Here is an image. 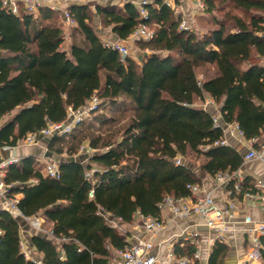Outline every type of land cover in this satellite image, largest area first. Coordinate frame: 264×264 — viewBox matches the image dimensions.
Instances as JSON below:
<instances>
[{
    "label": "trees",
    "instance_id": "1",
    "mask_svg": "<svg viewBox=\"0 0 264 264\" xmlns=\"http://www.w3.org/2000/svg\"><path fill=\"white\" fill-rule=\"evenodd\" d=\"M228 1L242 13L232 16L234 28L215 19L216 26L202 34L181 28L182 15L165 0L144 3L145 18L131 1L99 4L95 12L72 4L68 9L81 39L64 49L57 11L42 7L35 15L21 8L15 14L0 0V148L65 122L69 108L78 111L94 98L99 101L90 113L99 132H90L92 124L82 119L72 132L55 134L48 143L50 152L73 157L88 140L93 150L88 163L63 160L59 177L46 174L34 155L5 168L8 195L22 194L19 210L25 216L41 213L57 238L31 236L40 264H111L112 250L127 246L128 232L109 217L126 226L138 211L157 217L166 196H189L188 185L201 184L192 167L176 163L180 156L203 155L201 171L212 176L243 166L244 155L220 143L223 127L197 100L212 97L224 122L256 139L255 147L264 142V0ZM202 2L208 14L218 9L216 0ZM95 13L123 40L140 23L151 26L154 37L138 42L149 53L140 62L130 54L122 59L94 29ZM208 65L214 74L199 79L197 68ZM102 107L130 111L127 123L117 128L116 118L97 113ZM241 185L242 192L257 190L251 177ZM0 231V264H39L22 249L19 220L3 208ZM261 242L257 264H264V236ZM229 249L216 241L208 264H224ZM194 251L191 244L176 247L178 255Z\"/></svg>",
    "mask_w": 264,
    "mask_h": 264
},
{
    "label": "built area",
    "instance_id": "2",
    "mask_svg": "<svg viewBox=\"0 0 264 264\" xmlns=\"http://www.w3.org/2000/svg\"><path fill=\"white\" fill-rule=\"evenodd\" d=\"M2 5L11 10L15 14H19L21 8L28 13L37 15L40 8L49 7L55 11H62L64 20L68 26L75 24L68 7L72 4H85L92 9H96L99 4H105L110 0H22L18 3L14 0H1ZM143 1L138 7L141 15L145 18L147 11L143 8ZM199 7L203 9L204 3L199 0ZM176 14H181L180 27L186 30H192V26L188 23L182 12L177 6H172ZM132 37L136 40H150L154 37V30L145 23H140L132 32ZM107 45L119 51L122 59L130 54L128 46L118 40L107 41ZM99 103L97 98L93 99L94 106L89 108L93 110ZM78 111L69 108L70 113ZM68 115V116H69ZM72 116V114H71ZM83 119L82 115H74L73 120L69 124L50 123L46 128L38 133H29L23 140L24 143L33 144L38 142L40 137L45 135H63L71 132ZM218 123L217 117H215ZM236 126L239 136L244 137L243 132L239 129L236 123H229ZM256 139H250V147L248 148L244 157V162L257 160L264 164V142L257 148L255 147ZM220 143L224 144V139ZM11 147H3L7 149ZM19 157H11L0 163V209H7L15 217H22L28 220L32 227L42 231L45 219L42 216L36 215L33 217L25 216L18 208V195L9 196L7 185L4 181L5 168L8 164L19 161ZM181 158L176 159V163H180ZM43 170L46 174L52 177H59V165L55 162L46 161L43 163ZM242 176L238 171L219 172L215 176L217 185L225 187V207H220L214 200L213 191L205 189L201 184H189L188 188L191 194L185 197H174L168 195L160 204L161 214L159 216L144 215L141 212H136L133 218V224L138 225L144 232L145 236L140 237L130 230L127 231L128 244L124 248H114L112 250L111 264H208V258L212 247L216 241L228 243V236L230 232V224L235 222L238 215L239 202L241 199H249L256 201L264 207V180L261 178L255 179L254 186L256 192L247 190L242 192L243 182ZM233 183V186H231ZM165 213V214H164ZM200 218L203 220V225L208 230V234L213 235L211 239H203L202 231L196 226L194 228H185L179 233L174 234L171 238L163 243V257L160 259L157 254L153 252L155 248L154 236L159 231L163 230L168 224L175 223L178 220H186L190 218ZM244 234L249 235L248 245L244 255L239 258L236 264H257L262 260L261 237L264 236V222L255 220L252 216L246 215L244 218ZM114 227L117 224L113 225ZM47 235L57 240L52 231H48ZM188 244L194 246L195 251L192 256L178 255L176 247L185 248ZM26 256L29 251H24ZM206 257V258H205ZM205 258V261L203 260Z\"/></svg>",
    "mask_w": 264,
    "mask_h": 264
},
{
    "label": "crops",
    "instance_id": "3",
    "mask_svg": "<svg viewBox=\"0 0 264 264\" xmlns=\"http://www.w3.org/2000/svg\"><path fill=\"white\" fill-rule=\"evenodd\" d=\"M17 1L18 3H22V0H14ZM131 1L138 6L143 2V0H110L111 3L118 4L120 6L124 5L126 2ZM147 2H153L154 0H146ZM166 2L170 3V0H165ZM174 5H176L179 10L182 12L184 17L187 19V21H193L194 16L199 13L200 10H202L198 3L199 0H173ZM94 11V10H93ZM58 13V24H63L66 25V22L64 20L63 12L62 11H57ZM39 14V12H37ZM97 17H99L98 14L95 13ZM190 24V23H189ZM94 27L100 34V38L104 41H114L118 40L123 43V39H120L118 35H116L111 28L106 29L101 21L98 19V22L94 24ZM131 36V35H130ZM131 37L127 38V40H130ZM149 53L147 51H140L138 53L137 58H140V61L142 57L146 54ZM135 58V57H134ZM136 58V59H137ZM264 61V60H263ZM210 97V96H208ZM212 101L215 102V100L210 97ZM216 104V103H215ZM218 114L214 115L218 119V124H220L223 127L224 134H225V140L228 145H231L232 147L236 148L238 151H240L243 155L246 154L248 148L250 147V142L249 139H246L245 137H241L238 135L236 126L224 122L221 116V108L220 106L218 109H215ZM7 120V119H6ZM5 121V118L2 120V122ZM47 144L48 140L47 139H42L38 144H35L33 146H25V147H20V146H15L11 148H7L4 150H0V162H4L5 160L11 158V157H23L27 155H34L37 156L38 159L44 158L43 160L47 159L49 156L51 157V154L49 155L48 149H47ZM46 146V147H44ZM47 151V152H46ZM41 161V160H40ZM43 163V162H42ZM43 166V164H42ZM196 173H198L200 179H201V185L207 189V190H212L213 191V197L215 202L220 206V207H225L226 205V199H225V187L217 185L215 181V176L209 175L204 172H198L195 170ZM238 174L242 176L243 179L246 177H251L253 181L255 179L261 178L264 180V164L257 161V160H252L248 162H244L243 166L238 170ZM19 198L22 197V194L19 193L17 194ZM165 214V213H164ZM36 215L42 216L45 219V222H47L46 218L41 214L38 213ZM34 215V216H36ZM246 215L252 216L255 220L264 222V207L261 206L259 203L256 201H252L249 199H241L239 202V208H238V215L235 219V222L230 224V232L228 236V244L230 245L229 252L225 258L224 264H236V262L241 258L242 255L246 252V248L248 245V240H249V235L244 234V229L246 228V224H244V218ZM33 217V216H30ZM113 218V217H112ZM114 220H117L113 218ZM118 221V220H117ZM26 223V224H25ZM48 223V222H47ZM136 222L132 225V229L130 230L131 232H134V234L143 237L145 236V232L138 226L135 225ZM198 227L202 231V236L203 239L208 240L211 239L213 235L208 234V230L205 228L203 225V220L200 218H190L186 220H178L175 223L168 224L163 230L159 231L157 234L154 236V242H155V248L153 252L159 256L160 259H164L163 257V243L165 240L171 238L174 236V234L179 233L181 230L189 227V228H194ZM30 228L29 225L27 224L26 221H24L23 225L21 224V238H22V244H24L25 241V247L27 250L30 251L32 254L31 257L35 258L39 261V264L41 263V254L36 251L34 246L31 244V236L35 234L34 232H29ZM1 233V231H0ZM38 233V232H37ZM25 235V236H23ZM24 246V245H22ZM24 251V250H23ZM206 258V257H205ZM205 258L203 260L205 261Z\"/></svg>",
    "mask_w": 264,
    "mask_h": 264
},
{
    "label": "rangeland",
    "instance_id": "4",
    "mask_svg": "<svg viewBox=\"0 0 264 264\" xmlns=\"http://www.w3.org/2000/svg\"><path fill=\"white\" fill-rule=\"evenodd\" d=\"M143 1H146V0H143ZM169 4L171 6H174V7L176 6V5H174V1L173 0H170ZM216 4L218 6V9L215 10L214 13L208 14L207 12H205L203 10H200L199 13L194 16L193 21H188V23H190V25L192 26L193 30L197 34H202V33L206 32L207 30L215 27L216 26L215 19H219L220 21L224 22L230 29L234 28V21L232 19V16L235 15V14H242V13L240 11H238L237 9H235L233 7L232 3H230V1H228V0L227 1L226 0H216ZM90 9L92 11L94 10V12L96 10V9H92V8H90ZM243 16H244V14H243ZM98 19L102 23V19H101L100 16L97 17V15H93V17L91 19V23H92L93 27H94V24H96L98 22ZM75 24L70 25V26H66V25L61 24V27H62L63 32H64V41H63V44H62V47L64 49H69L73 42H79L80 39H81L79 33L75 29ZM102 25H103V23H102ZM149 27L152 28L151 26H149ZM105 28L109 29L111 27H105ZM94 29L96 30L95 27H94ZM96 32L98 34L101 33V32L99 33L98 30H96ZM100 36H102V35L100 34ZM130 37H131L130 40L126 41V39H125V41H123V43L128 46L130 55H132L136 59L137 56H138V53L140 51H143L140 48L138 42L139 41H147V40H136V39H134L132 37V35ZM147 52H149V51H147ZM136 60L138 62H140V58H137ZM196 71H197V75H198L199 79H204V78L210 77V76H212L214 74L213 66H209V65L197 68ZM196 104L198 106H201L203 108L208 109L214 115L218 114V112L215 109L216 108L218 109V107L220 105L217 102L212 101V99H210V97H208V96L206 97V99L204 101L197 100ZM93 106H94L93 100L88 101L87 105L82 107L81 109H79L78 112L70 113V115L68 116L67 120L63 124H69L73 120L74 115L79 114V115H82L84 120H86L87 125H91L92 124V128L93 129H90V132L91 131L92 132H99L100 130H97L96 129L97 127H95L96 125L98 126L99 124L96 123V125H95L94 123H92V120H91L93 118V115L90 114L91 111H89V108H91ZM97 113L98 114H106L108 117H112L113 116L114 118H116L117 128H119L122 125H124L125 123H127L128 119H129V116H130V111H127L124 114L119 113V112H115L114 113V112L110 111L108 107H106V108L102 107ZM14 114H15V111L10 113V114H8V115H6L4 117L5 120L11 118ZM71 114H72V116H71ZM110 129L112 130L113 127L110 128ZM50 138H51V135H45V136L40 137L38 142H40L42 139H47L48 143H49ZM38 142L33 143V144H27V143H24V140H21L20 143L18 144V146H20V147H25V146H28V145L29 146H33L35 144H38ZM44 147H46V146H44ZM47 149H48V144H47ZM0 150H4V149L0 148ZM48 152H49V155L51 154V157L49 156L47 159H45V161L43 160L44 158H40L41 161L38 159L39 160V164L42 165L44 162L49 161V162H55V163H57L59 165L61 161L66 160V159H70V158L78 159V160H80V161H82L83 163L86 164V163H88L89 157L92 154L93 150L90 149V147H89V141L85 140L84 143L82 144V146L80 147L78 153L73 155V157H71L67 153L57 154V153H54V152H50L49 150H48ZM180 158H181V162H183L186 165L192 167L194 170H197L198 172H201L200 166H201V163L205 159L203 155L195 153V152H189L186 156H184V157L180 156ZM0 163H2V162H0ZM89 174L91 176L93 174V171H90ZM17 219L19 220L20 224L23 225L24 221L21 222V219L18 218V217H17ZM109 219H111V224L112 225L117 224L116 227L118 228L119 231H121L123 233L124 232L127 233L128 230L132 229V225L133 224L131 226H126L123 223H119V221L114 220L112 217H109ZM26 222H27V224L29 225V228H30L29 232H34V233L40 232V233H46L47 234V232L50 230V225L47 222L43 223L42 231L32 227L28 220H26ZM23 236H25V235H23ZM25 244L26 243L24 241V244H22V245H24V246H22V249L24 251H27V248L25 247L26 246ZM28 254L32 255L30 253V251H29Z\"/></svg>",
    "mask_w": 264,
    "mask_h": 264
},
{
    "label": "water",
    "instance_id": "5",
    "mask_svg": "<svg viewBox=\"0 0 264 264\" xmlns=\"http://www.w3.org/2000/svg\"><path fill=\"white\" fill-rule=\"evenodd\" d=\"M18 218H20L21 219V222L22 221H26L24 218H22V217H18ZM38 233H40V232H38Z\"/></svg>",
    "mask_w": 264,
    "mask_h": 264
}]
</instances>
